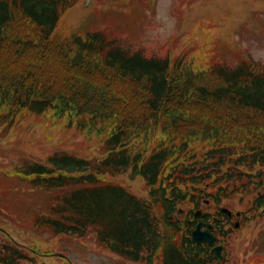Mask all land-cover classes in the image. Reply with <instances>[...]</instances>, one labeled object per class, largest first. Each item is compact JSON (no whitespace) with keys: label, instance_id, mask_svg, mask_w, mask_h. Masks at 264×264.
Here are the masks:
<instances>
[{"label":"trees","instance_id":"trees-1","mask_svg":"<svg viewBox=\"0 0 264 264\" xmlns=\"http://www.w3.org/2000/svg\"><path fill=\"white\" fill-rule=\"evenodd\" d=\"M77 2L0 0V121L43 114V122L63 120L98 137L106 151H55L6 171L33 189H59L36 225L78 236L92 230L135 261L227 264L194 240L192 218L209 194L219 204L229 188L250 193L249 211L262 214L264 69L223 58L197 66L187 49L194 43L182 39L160 53L102 31L55 33ZM129 170L143 177V195L115 180ZM1 226L0 264L50 255Z\"/></svg>","mask_w":264,"mask_h":264},{"label":"rangeland","instance_id":"rangeland-1","mask_svg":"<svg viewBox=\"0 0 264 264\" xmlns=\"http://www.w3.org/2000/svg\"><path fill=\"white\" fill-rule=\"evenodd\" d=\"M89 29L108 30L127 44L144 45L150 52L164 53L182 39L194 43L188 46L190 54L200 59L217 44L218 54L223 53L224 59L240 62L235 50L228 48L239 47L264 65V0H94L92 4L81 0L59 20V31L86 33ZM179 33L178 38L173 37ZM24 117L11 125L0 123V224L27 246L36 244L51 254L19 264H148L116 254L99 242L92 230L84 236L53 234L36 225L34 215L47 208L49 196L59 189H31L27 181L6 171L22 167L26 160H46L55 151L82 156L104 154V144L65 122L49 118L41 123L48 118ZM115 178L138 195L146 190L143 177L131 178L130 170ZM241 198L236 193L223 198L221 204L242 209L249 196L244 201ZM235 230L225 237L232 263L264 264V217ZM5 238L0 233V240Z\"/></svg>","mask_w":264,"mask_h":264},{"label":"water","instance_id":"water-1","mask_svg":"<svg viewBox=\"0 0 264 264\" xmlns=\"http://www.w3.org/2000/svg\"><path fill=\"white\" fill-rule=\"evenodd\" d=\"M224 210H228L227 208H224ZM207 226L206 229H202L203 226ZM212 225L210 223H206V222H199L196 229L193 231V236L197 241H201V242H208L209 244H212L216 237L211 233L209 227H211ZM221 249L222 246L221 245H217L214 247V250L218 253V255L221 256Z\"/></svg>","mask_w":264,"mask_h":264}]
</instances>
